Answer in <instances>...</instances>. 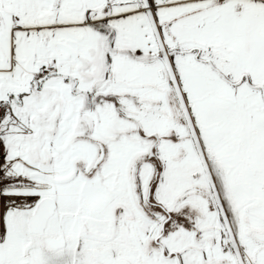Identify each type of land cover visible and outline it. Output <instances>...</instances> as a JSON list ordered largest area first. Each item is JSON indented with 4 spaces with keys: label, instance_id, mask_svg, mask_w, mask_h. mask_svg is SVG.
I'll list each match as a JSON object with an SVG mask.
<instances>
[{
    "label": "snow or ice",
    "instance_id": "snow-or-ice-1",
    "mask_svg": "<svg viewBox=\"0 0 264 264\" xmlns=\"http://www.w3.org/2000/svg\"><path fill=\"white\" fill-rule=\"evenodd\" d=\"M0 264H264V0H0Z\"/></svg>",
    "mask_w": 264,
    "mask_h": 264
}]
</instances>
